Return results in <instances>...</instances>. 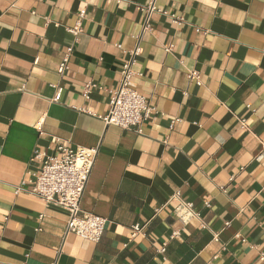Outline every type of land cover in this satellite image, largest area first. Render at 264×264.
I'll use <instances>...</instances> for the list:
<instances>
[{
	"label": "crops",
	"instance_id": "crops-1",
	"mask_svg": "<svg viewBox=\"0 0 264 264\" xmlns=\"http://www.w3.org/2000/svg\"><path fill=\"white\" fill-rule=\"evenodd\" d=\"M149 2L0 0V264H264V0H158L183 22L154 14L142 34ZM138 44L141 133L103 120ZM57 139L98 149L80 204L107 219L98 243L15 194ZM181 203L198 216L184 223Z\"/></svg>",
	"mask_w": 264,
	"mask_h": 264
},
{
	"label": "built area",
	"instance_id": "built-area-1",
	"mask_svg": "<svg viewBox=\"0 0 264 264\" xmlns=\"http://www.w3.org/2000/svg\"><path fill=\"white\" fill-rule=\"evenodd\" d=\"M108 1L120 4L125 0ZM157 1L150 0L147 6L140 7L145 14L142 34L152 31L151 19L154 14L169 17L179 25L183 22V19L169 15L159 9ZM83 19L84 14L80 15L76 24L68 29V32L76 38L83 31ZM137 38L140 40L141 36ZM140 52L139 44L130 52L131 58L122 68L119 86L110 92L109 113L103 118L107 125H115L123 129H134L138 133H141L142 124L154 112L148 99L131 87V82L135 76L133 65ZM72 53L73 47H69L58 68L61 75L69 69ZM188 78L201 85L199 74L196 71L190 72ZM92 88H94L92 84L85 85V98L90 97ZM241 122L242 128L245 129V121L242 120ZM97 155V148L73 147L70 143L57 139V154L45 157L46 159L41 164L40 174L35 180H23L20 185L15 187V194L27 193L44 203L55 204L66 209L69 212L67 233L98 243L105 233L107 219L96 214L86 213L80 207ZM37 156L41 159V156L44 157L45 155ZM175 198L181 200L179 195H176ZM176 212L184 223L198 216L194 212L192 204L181 203ZM133 231V237H135L142 231V227L135 225ZM262 258L264 259L263 255Z\"/></svg>",
	"mask_w": 264,
	"mask_h": 264
}]
</instances>
